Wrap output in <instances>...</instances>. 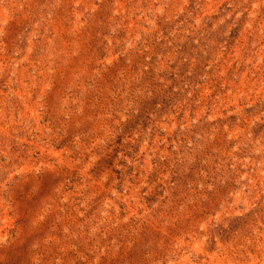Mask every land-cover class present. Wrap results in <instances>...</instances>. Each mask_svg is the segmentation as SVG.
Listing matches in <instances>:
<instances>
[{
    "label": "rangeland",
    "instance_id": "obj_1",
    "mask_svg": "<svg viewBox=\"0 0 264 264\" xmlns=\"http://www.w3.org/2000/svg\"><path fill=\"white\" fill-rule=\"evenodd\" d=\"M0 264H264V0H0Z\"/></svg>",
    "mask_w": 264,
    "mask_h": 264
}]
</instances>
